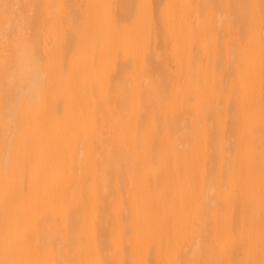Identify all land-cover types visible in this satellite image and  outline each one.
<instances>
[{
    "label": "bare ground",
    "instance_id": "1",
    "mask_svg": "<svg viewBox=\"0 0 264 264\" xmlns=\"http://www.w3.org/2000/svg\"><path fill=\"white\" fill-rule=\"evenodd\" d=\"M0 264H264V0H0Z\"/></svg>",
    "mask_w": 264,
    "mask_h": 264
}]
</instances>
